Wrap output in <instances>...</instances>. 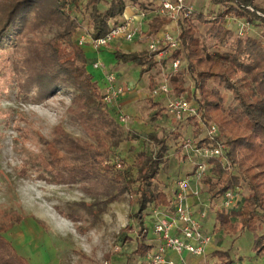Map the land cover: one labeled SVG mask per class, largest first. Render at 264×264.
Wrapping results in <instances>:
<instances>
[{"label": "trees", "instance_id": "16d2710c", "mask_svg": "<svg viewBox=\"0 0 264 264\" xmlns=\"http://www.w3.org/2000/svg\"><path fill=\"white\" fill-rule=\"evenodd\" d=\"M102 1H107L103 9L99 7ZM254 1H213L224 10L210 14L197 11L194 17L183 20L181 47L173 58L183 55L185 63L177 74L166 79L176 96L198 104L205 126L218 127L217 140L225 147L222 156L207 161L211 169L202 181L208 187L212 207L217 208L214 233L216 230L236 234L235 222H239L242 230L253 234L251 250L257 258L264 259V46L254 36L238 38L225 25L228 15L264 25V18L244 10L248 5L255 7ZM81 3L82 0H0V54L12 56V65H2L7 60L0 62V75L13 72L19 95L36 104L61 92L71 95L67 114L82 135L73 138L62 125H57L51 138L43 139V151L23 163L21 175L28 176L32 170L37 172L38 180L49 184L82 187L94 198L93 203L82 204L90 214L97 210L102 214L109 204L126 194L137 199L138 231L136 237L129 235L124 241H135L134 254L145 258L155 248L156 239L149 238L144 219L158 209L173 211L174 193L170 195L157 186L167 147L161 146L155 156L145 149L137 151L128 169L122 166V170L115 172L109 165L116 150L130 139L113 109L104 102L102 88L88 71L89 60L78 40L84 25L93 38L106 36L113 27L125 22L120 19L128 5L127 0H86L82 9ZM72 10L83 14L82 22ZM168 22L161 17L151 18L145 36L160 33ZM196 22L209 25L207 35L214 41L215 52H210L202 41ZM114 55L119 62L141 65L144 73L157 65L155 54L148 51H115ZM189 76L194 81L192 90L186 87ZM209 82L217 83L226 92L218 87L209 89ZM154 86L151 82L150 87ZM151 101L158 108L157 116H162L165 108L159 110V105L162 107L163 102ZM216 142L205 137L197 145ZM239 189L242 200L233 208H223L222 197ZM102 196L105 200L100 199ZM64 215L71 221L79 220L74 210ZM24 217L0 211V264H30L6 236ZM213 256L216 262L200 264H239L229 250H216Z\"/></svg>", "mask_w": 264, "mask_h": 264}, {"label": "rangeland", "instance_id": "374dc122", "mask_svg": "<svg viewBox=\"0 0 264 264\" xmlns=\"http://www.w3.org/2000/svg\"><path fill=\"white\" fill-rule=\"evenodd\" d=\"M85 2L86 0H82V9ZM188 2L196 11L206 14L224 10L212 0ZM254 2L255 8L264 12V0ZM106 3L107 1H102L99 7L103 9ZM127 5L131 7L133 5L142 12L149 9L151 3L150 0H127ZM71 12L82 22L84 19L82 13L74 10ZM195 24L204 44L210 52H215L214 41L207 35L209 25L199 22ZM84 26L81 27V36L88 34ZM252 34L264 38V25H256ZM86 56L89 60L88 71L94 75L104 91L105 71L107 74L111 71L117 74L119 60L115 55L97 58L88 53ZM0 57V62L8 61L2 62V65H12L10 54H0ZM183 57L182 55L181 58ZM96 61L105 64L106 70L94 69L93 64ZM167 62L162 65L163 67L157 62V65L146 73L142 71V66L135 62L120 63L125 68L120 85L126 92L121 96L119 109L131 118L123 125L124 132L130 140L121 144L109 165L115 172L122 170V166L128 169L133 165L137 151L145 149L155 156L164 145L167 147L164 150L167 156L157 186L171 195L175 191V182L180 177L190 175L193 161L197 160L193 155L187 156L184 145L187 143L197 145L207 136L210 126H205L201 122L200 115L178 122L171 119L165 110H162V120L159 121L158 108L152 105L150 85L153 82L154 87L164 84L170 86L164 76L169 65V61ZM183 62L185 63L184 59ZM11 73L8 76L0 75V211L16 212L25 216L21 224L6 234L18 254L25 257L30 264H149L147 257L139 258L134 254L135 241L130 243L124 241L129 235L136 237L135 233L138 231L137 222L140 219L136 215L137 199L126 194L119 201L109 204L102 214H98V210L90 214L85 211L82 204L89 205L94 202V198L82 187L49 184L38 180L37 172L32 170L28 176L21 175L23 163L43 151V139L49 140L57 125H62L73 138H81L82 135L67 114V109L71 105V95L61 92L44 103L36 104L19 95L15 74ZM193 86L194 81L190 76L187 77L186 87L192 90ZM208 87L209 89L218 87L222 92H226L217 83L209 82ZM232 100L233 97L229 93V101ZM162 104L164 105V102ZM161 108L163 109L159 105V110ZM114 115L116 117L115 113ZM245 187V191L248 192L246 185ZM197 196L201 199L206 213L202 220V230L204 234L210 235L214 233L217 223L215 217L217 208L214 209L211 205L213 202L207 185L200 184L199 193L194 197ZM100 199L105 200L103 196ZM73 210L79 218L76 222L64 215ZM144 222L148 228L149 238H154V225L157 219L154 215H149ZM235 226L236 234L226 235L215 230L213 237L216 241L213 242L222 247L221 249L229 250L237 262L264 264V259L257 258L251 250L253 234L242 230L239 222H235ZM130 227L134 228V231H129ZM188 255L189 253H184L185 257ZM204 257L208 262L214 259L213 253L207 254V250Z\"/></svg>", "mask_w": 264, "mask_h": 264}, {"label": "built area", "instance_id": "2783aa9c", "mask_svg": "<svg viewBox=\"0 0 264 264\" xmlns=\"http://www.w3.org/2000/svg\"><path fill=\"white\" fill-rule=\"evenodd\" d=\"M230 1L237 3L240 0ZM150 3L149 9L139 12L123 24L113 27L104 37L95 39L91 35L81 36L78 40L79 46H91L95 51H100L103 48L112 46L117 40L134 43L139 38H145L147 32L145 26L149 24L151 18H165L169 22L161 32L147 37V49L149 53L155 54V60H158L162 65L169 61L165 78L177 74L184 64L181 57L173 58V54L181 47L179 41L180 23L194 17L197 11L188 0H150ZM244 10L256 14L258 18H264V13L254 6H245ZM225 25L233 30L238 38L254 36L260 40L264 39L261 36L252 34L257 24L246 17L228 15L225 18ZM262 42L264 46V41L262 40ZM93 68L106 70L105 64L100 61L94 62ZM104 79V102L113 109L118 123L125 125L131 118L121 112L119 100L126 89L120 85L114 71L108 74L105 71ZM151 98L154 101L164 102L168 116L178 122L199 116L198 104L194 100L190 101L185 97L176 96L171 85L164 84L155 87L151 90ZM206 137L212 141H217L216 144L202 147L191 143L184 145L187 156L191 157L193 155L197 160L193 161L191 174L187 177H180L175 182V191L172 196L173 211L158 209L154 212L157 219L154 225L157 243L155 248L147 255L149 264H185L184 253L204 257L208 246L214 241L212 234H204L202 230V220L206 217L205 211L203 210L200 218L197 219L192 206L188 202L189 197L199 193V186L211 169L207 161L220 157L225 152L223 143L217 140L219 129L215 124L210 125ZM242 197L240 189L236 192H228L222 197L221 206L225 209L233 208L242 200ZM172 232H175V234H172ZM171 253L181 258L180 263H176L170 258Z\"/></svg>", "mask_w": 264, "mask_h": 264}, {"label": "crops", "instance_id": "0c3cea01", "mask_svg": "<svg viewBox=\"0 0 264 264\" xmlns=\"http://www.w3.org/2000/svg\"><path fill=\"white\" fill-rule=\"evenodd\" d=\"M137 13H139V10L137 8H135L133 5H132V7L128 6L127 9L125 10L124 16L120 19V21H126L127 19H130L133 16H135ZM84 27H86V26H84ZM145 29H146V31H148V24L145 26ZM87 35H90V34H87ZM144 37L145 38H139L134 43H128V42H125L124 40H117L112 46L107 47V48H103L100 51H95L91 46H85L84 47V51H85L86 55L88 53L89 54H93L97 58H101L104 55L112 56V55H114L115 51H121L123 53H143V52H147L148 51V49H147L148 48V46H147V36H144ZM156 61L159 62L158 60H156ZM120 63H123V62H120ZM120 63H118L117 70H119V72L117 73V75H118L119 83L120 82L122 83V80H123V75L122 74H123V70L125 68H124V65L120 64ZM160 66H162V63H160ZM121 101H122V97L119 100V105H120ZM127 101L130 102V100H127ZM133 101H135V100H133ZM154 102H157V101H154ZM162 107L165 108L164 105H162ZM161 117L162 116L158 117V118H160V120L157 119L160 122L162 120ZM188 202L193 208L195 217L197 219L200 218V214L204 210V207H203L201 199L198 196L197 197L191 196V197H189ZM172 234H175V232H172ZM155 239H156V237H155ZM214 241H216V239H214ZM155 242L157 243V241H155ZM221 248L222 247H219L218 244H215L213 242L210 246H208L207 254H211V253L215 252L216 250H220ZM223 250H226V249H223ZM170 258L172 260H174L176 263H180V259L181 258L179 256H176V255L171 253L170 254ZM183 258H184V260L186 262L185 264H200V263L208 262V261H206V257H204V258L196 257V256H193L191 254H189L188 257H185L183 255ZM211 261L212 260H210L209 263H214L217 260H216V258H214L213 261L212 262ZM239 263L243 264L240 261H239Z\"/></svg>", "mask_w": 264, "mask_h": 264}]
</instances>
